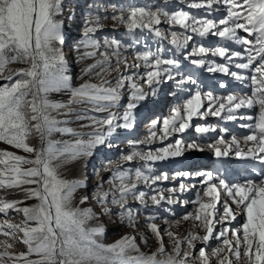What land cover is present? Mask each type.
<instances>
[{
	"label": "snow or ice",
	"instance_id": "snow-or-ice-1",
	"mask_svg": "<svg viewBox=\"0 0 264 264\" xmlns=\"http://www.w3.org/2000/svg\"><path fill=\"white\" fill-rule=\"evenodd\" d=\"M184 2V0H181ZM219 0H206L201 3H189V8L211 9L213 3ZM227 6V15L217 23L211 19H197L188 11H151L145 7L131 6L120 15H114L112 19L123 25L128 33L136 29L154 32L157 37L162 36L159 28L163 18L169 25H179L183 29L191 31L200 37L211 34L222 39L234 41L244 46L246 57H242L239 51H230L226 47L205 48L203 46L194 49L192 55H219L229 61L232 58L246 59V62L235 63V68L250 70L249 76L241 75L235 71L229 73L226 65L209 67L208 71H220L230 74L238 81L250 80V94L246 96L229 95L224 101L230 105L227 109V119L235 117L231 114L234 108L246 106L259 107V113L249 116L254 124L243 125L250 130V134L244 137L245 144H252L247 150L239 147V143L233 137L232 143L236 145L235 155L238 158H251L264 162V0H223ZM62 0H0V80L6 81L0 84V142L12 148L32 154L34 158L17 155L12 151L0 150V189H18L23 192L25 199L37 201L31 206L19 207L22 201L6 200L0 197V213L7 216L9 210H15L23 214L20 223H13L8 219L0 222V264H264V173L260 174L258 181L248 179L244 183L226 184L219 179V184L213 182L211 172L199 173L207 179L202 182L206 185L203 189L207 202L197 198L198 204L195 213H189L182 219H193L199 223L196 225L204 231L201 236L189 231L185 236H179L169 229H161L155 222L156 217L151 216L146 220L147 231L155 237L158 247L149 252L141 251L135 236L123 235L113 243L101 242L105 234L102 224L90 226V221L98 219L97 213L91 208L80 207L89 197H79V204H74L76 194L84 188L85 181L79 178H63L60 169L71 162L90 157L93 150L105 144L106 137L112 134L114 122L118 118L110 109L119 99V89L128 82L133 100L145 98L141 87L133 82L132 76H122L121 64L124 69L140 68L141 64L134 62L128 64L127 58L122 57L119 49L120 41H105V51H99L102 47L100 41L94 35L101 27L99 19L89 22L83 33L81 44L84 51L79 53L81 61L96 58L82 68V74L88 79L74 87L67 74V61L61 50L64 43L62 21L56 19L61 13ZM237 30H243L247 37L237 35ZM171 43L177 48L187 45L192 36H185L183 42L179 41L175 32L172 33ZM248 37H251L249 39ZM115 57V66L112 58ZM136 61H142L143 66L153 70L146 72V83L152 85L159 83L161 72L169 74L178 68L179 64L174 59H161L152 51H137ZM194 65H203V59L191 61ZM13 64H22L26 67L12 68ZM161 65L164 67L161 69ZM117 75L115 85L112 83V73ZM93 77L96 82L93 81ZM191 83H195L191 80ZM181 84L185 83L182 79ZM66 92L69 95L67 102L49 99V93ZM211 97V94H207ZM200 93L192 96L181 107L172 110V116L164 120L161 129L166 135L171 132H183L188 128L189 121L194 116L220 115L225 104L220 103L216 110L201 113ZM236 101V103H233ZM79 106V107H76ZM135 103H129L123 114L122 124H115L118 128H131L132 109ZM211 107V106H209ZM106 113L103 117L89 115L88 113ZM182 113V114H181ZM75 115L76 120H87L89 123L81 124L79 131L60 127L69 123L68 120H60L59 116ZM243 118V117H242ZM153 125L156 121L152 122ZM178 125V126H177ZM107 126V133L102 131ZM91 129V131H84ZM212 130L211 127L196 125L198 133ZM221 131H224L221 129ZM54 132L69 134L71 141H56L52 139ZM38 134L41 147L30 146L27 142L33 134ZM155 136V133H152ZM218 143L224 144L223 140ZM178 147L174 151L159 149L158 152L165 156L152 152L142 153L133 151L123 157L125 161L139 158L144 161L164 159L167 155L179 156L182 152L181 141L177 140ZM199 149V145L193 143L187 146ZM214 149L217 157L228 156L229 149L221 150L219 147L209 145ZM188 175V173H180ZM167 179L157 176L151 178L137 169L135 179L130 178L126 170H113L111 189L98 191L94 197L100 206V214L113 215L112 207L118 211L115 213L120 225L138 228L137 213L128 206V198L131 196L146 206L145 193L136 194L137 184L143 180L145 184ZM118 181V183H116ZM184 190L185 185L181 184ZM219 189L225 190L231 199L235 209L227 202L223 205V215L217 210V202L220 200ZM174 192L175 189H168ZM152 204L158 205L164 196L153 195L150 197ZM172 203V198L168 197ZM243 217V223L238 228L223 227L218 233L214 232L217 223L230 224ZM168 223V221H165ZM179 224V221L176 222ZM163 234L172 241L171 251H168L163 243ZM25 246L26 251H15L17 241ZM210 239L220 241V245L206 252L205 247H200L198 255L194 254L196 242L207 245ZM140 243L147 245L148 237L140 233ZM186 245V247H185Z\"/></svg>",
	"mask_w": 264,
	"mask_h": 264
},
{
	"label": "rangeland",
	"instance_id": "rangeland-1",
	"mask_svg": "<svg viewBox=\"0 0 264 264\" xmlns=\"http://www.w3.org/2000/svg\"><path fill=\"white\" fill-rule=\"evenodd\" d=\"M193 2H204L206 4V0H184V2H181V0H62L61 13L56 19L62 21L64 43L60 47L67 61V74L74 87L79 86L80 83L88 79L87 76L82 74V68L90 63H94L95 59L99 58H90L83 61L79 59V53L84 51L81 44L83 33L92 20L99 19V23L102 25L93 34L94 38L100 41L102 45L99 51H105L103 47L105 41L118 40L122 45L119 49L121 56L127 58L128 64L134 62L141 64V67L138 69H124L123 64H121L120 75L125 77L132 76L133 82L138 84L143 90L145 98L143 100H133V90L128 87V82L126 81L125 86L119 89L118 101L110 109L118 118L114 122L112 134L106 137L105 144L94 149L92 156L68 163L60 169L63 178H79L85 181L86 186L78 191L74 204H79L80 196L87 195L89 197V200L85 204L79 206L91 208L97 213L98 219L89 223L90 226L97 224L104 226L105 234L100 239L105 244L113 243L121 236L127 234L136 237L141 251L149 253L155 250L158 247L157 241L146 228V220L151 216L156 217L155 222L161 229H169L171 225L170 230L181 237L187 235L189 231L202 236L204 231L196 226L199 223L198 221L182 219L189 213H195L198 207V204L195 202L198 197L202 202L209 200L208 197L204 196L203 189L206 185L202 182L207 177L201 176L199 173L211 172L213 182L217 185L219 184V179H223L229 185L244 183L248 179L258 181L261 176L258 177L256 174H253L257 172L253 168L254 166H257L261 174L264 173L262 161H256L255 164L249 165L247 164V158L241 159L236 157V145L232 143L233 137H235L241 149L246 151L249 145L250 147L252 146L250 142L249 144H245L244 137L249 135L250 131L243 132V130H249L247 127H243V125L254 124V120L247 121L246 118L249 116L255 117L259 113V107L249 108L241 106L238 109L234 108L231 114L235 118L229 120L226 117L229 115L227 109L230 105L223 99L229 95L237 97L249 95L251 91L250 80L238 81L230 74L220 71H208L209 67L223 64L229 68V73L235 71L247 77L251 74L250 70L235 68V63L246 62V59L234 57L229 61L219 55L213 56L211 53L207 55H192L194 49L201 46L213 49L222 46L228 48L230 51H239L242 53V57H246L247 53L244 46L211 34L206 37H200L193 33L191 29L186 30L175 24L169 25L163 18L161 19V24L154 26V28H159L161 31L162 36L160 37H157L154 32L146 29H136L132 33H128L123 25L118 24L112 19L114 15H120L122 11L126 15L127 9L131 6L145 7L151 11L171 12L184 10L197 19H211L217 23L218 27L219 20L227 15V6L223 3V0L213 3L211 9L207 7L189 8V3ZM173 32L177 34L176 38L181 42H183L185 36H192V39L187 42L186 46L177 48L171 43ZM237 35L247 37V34L243 30H237ZM248 38L251 39V37ZM149 50L161 59H174L178 62L179 67L171 71V79H169V74L161 72V76L158 78L159 83L154 82L152 85H149L145 82L147 79L146 72L153 69L144 67L142 61H136L135 54L137 51L143 52ZM196 59H203L205 63L203 65H194L191 61ZM112 63L115 66V57L112 58ZM10 67L20 68L26 67V65L13 64ZM164 67L170 66L161 65V69ZM116 75L113 72L112 77H110L113 85H115V79L113 78ZM189 77L195 81L194 84L190 82ZM182 79L185 81L183 84L180 83ZM5 82L0 80V84ZM92 82H96L94 77ZM225 83L228 85H225ZM230 84H235L239 90L242 88L241 90L244 89L245 91L229 88ZM221 86L226 89L225 92L218 91ZM197 92L200 93L199 111L205 113L216 110L219 108L220 103L223 102L225 108L220 112V115H204L203 118L199 115L194 116L189 121L190 126L183 132H171V126H169L170 134L166 135L161 131L164 127V120L172 116V110L177 107H181L182 109L184 102L196 95ZM209 93L211 97L207 95ZM48 95L49 99L65 103L69 99V95L66 92H53ZM130 102L136 104V107L132 109V127H115V124L124 123L122 117ZM233 103H236V101ZM248 113V116H244ZM88 114L96 115L97 117L106 115V113L92 112ZM58 119L69 121L67 124L59 125L60 127H69L77 131L81 130V124L89 123L87 120H76L74 114L59 116ZM153 121H156L155 125H153ZM196 125L211 127L212 130L198 133ZM221 129L224 131H221ZM107 130V126H103L102 131L107 133ZM84 131H91V129H84ZM152 133H155V136H152ZM51 138L56 141H71L73 139L69 134L57 132H54ZM177 140L181 141L180 147H182V152L179 156L167 155L164 159L151 161H144L138 157L130 162L123 159L124 156L131 154L133 151L142 153L152 152L165 156V153L158 152V150L169 149V145H171L172 147L169 151H174L178 147L176 144ZM221 140L225 143H218ZM27 142L30 146L41 147L38 134L34 133ZM193 143L199 145V149L187 147ZM209 145L219 147L221 150L227 147L229 155L217 157L214 149L209 147ZM0 150H8L17 155L34 158L32 154L24 153L22 150L12 148L3 142H0ZM118 167L120 170L128 171L131 179H135V171L137 169H140L144 175L151 178L157 176L163 177L165 174L168 177L167 179L161 178L155 181V183H152L150 179L148 184H145L141 180L137 184L136 194L138 195L139 192L146 194L144 197L147 202L146 206L131 196L128 198V206L137 213L138 228L120 225L115 215L118 211L115 206L110 205L113 215H101L100 206L94 199L98 191H109L111 189L112 173ZM180 173H188V175H180ZM235 174H238V176L232 179ZM181 184L185 185L184 190L180 189ZM168 189H175V191L169 192ZM219 191L221 195L220 200L217 202V210L219 215L222 216L225 202L232 206L233 209H235V205L232 204L225 190L219 189ZM153 195H156L158 198L162 195L165 199L161 200L160 204L154 205L150 199ZM0 197L10 201H22L18 205L19 207L31 206L37 202L35 199H25L23 192L18 189H0ZM168 197L172 198V203L168 202ZM4 219H8L13 223H20L23 219V214L17 213L15 210H9L7 216L0 213V222ZM165 221H168V223H165ZM177 221H179L178 225L176 224ZM241 223H243V217L238 215L237 219L230 224L221 225L217 223L214 232L218 233L225 226L238 228ZM140 233L148 237L147 245L140 243ZM162 235L165 248L171 251L172 241L166 234L162 233ZM19 236H22V234H18L14 250L18 252L26 251L25 246L19 242ZM0 239H4V237L0 236ZM219 245L220 241L216 239H210L207 245L197 241L196 248L193 251L195 255H198L199 248L205 247L206 252L210 253L213 248ZM240 264H244L243 260L240 261Z\"/></svg>",
	"mask_w": 264,
	"mask_h": 264
},
{
	"label": "bare ground",
	"instance_id": "bare-ground-1",
	"mask_svg": "<svg viewBox=\"0 0 264 264\" xmlns=\"http://www.w3.org/2000/svg\"><path fill=\"white\" fill-rule=\"evenodd\" d=\"M241 70H242V69H241ZM226 84H227V83H225V85H226ZM227 85H228V84H227ZM237 87H238V86H236L235 84H230V85H229V88H234L235 90H239V88H237ZM225 88H227V87H225ZM241 89H242V88H241ZM241 89H240L239 91H245L244 89H243V90H241ZM218 91H220V92H221V91L225 92L226 89H224L223 86H221V87H219V90H218ZM251 114H252V113H251ZM248 115H249V113H248V114H245L244 116H248ZM246 120H247V121H250V120L247 119V118H246ZM243 131H244V130H243ZM249 131H250V130H249ZM248 144H249V143H248ZM250 144H251V143H250ZM251 145H252V144H251ZM249 147H250V145H249ZM260 155H264V154H260ZM251 161H252V163H250ZM256 161L259 162L260 160H254V159H251V158H247V164H249V165H250V164H255ZM262 164H263V166H264V162H263ZM242 165H243V164H242ZM243 166H245V165H243ZM252 167H253V166H252ZM253 168H254L255 170H257V172H256V173H253V174H256L258 177L261 176V175H260L261 172L258 171L257 166H254ZM240 171H241V170H240ZM249 175H250V174H249ZM237 176H238V174H235L234 177H233L232 179H235ZM229 179H230V178H229Z\"/></svg>",
	"mask_w": 264,
	"mask_h": 264
}]
</instances>
